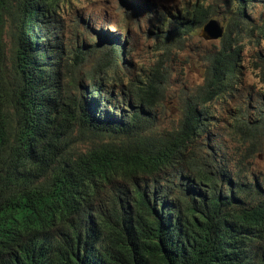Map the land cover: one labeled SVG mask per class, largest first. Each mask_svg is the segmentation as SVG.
Wrapping results in <instances>:
<instances>
[{"label": "trees", "instance_id": "1", "mask_svg": "<svg viewBox=\"0 0 264 264\" xmlns=\"http://www.w3.org/2000/svg\"><path fill=\"white\" fill-rule=\"evenodd\" d=\"M249 1L233 3L243 22ZM67 4L0 0V264H264V182L211 139V104L240 83L228 34L180 126L161 130L158 87H127L116 45L81 77L83 53L69 63L53 43ZM186 16L176 35L216 15ZM253 108L236 124L249 152L264 139Z\"/></svg>", "mask_w": 264, "mask_h": 264}, {"label": "rangeland", "instance_id": "2", "mask_svg": "<svg viewBox=\"0 0 264 264\" xmlns=\"http://www.w3.org/2000/svg\"><path fill=\"white\" fill-rule=\"evenodd\" d=\"M235 0H68L57 10L52 25L63 54L70 50L69 63L83 65L82 75L97 62V48L116 45L123 52L118 65L124 84L135 90L147 84L158 87L152 98L161 130L180 126L185 99L204 82L211 59L222 49L228 34L232 48L239 52L240 83L231 96L216 100L212 107L213 143L221 146L233 159L247 157L245 168L264 182V139L254 152L239 142L236 124L254 121L253 107L264 114V81L260 58H264V0H250L245 22L234 16ZM203 4L224 29L216 41L202 37L203 26L186 34H177L176 23L188 26L187 13ZM143 8L142 10H140ZM99 38V40L97 39ZM97 47V48H96ZM84 58V59H82Z\"/></svg>", "mask_w": 264, "mask_h": 264}, {"label": "water", "instance_id": "3", "mask_svg": "<svg viewBox=\"0 0 264 264\" xmlns=\"http://www.w3.org/2000/svg\"><path fill=\"white\" fill-rule=\"evenodd\" d=\"M224 29L217 21L211 20L204 24L202 37L207 41L219 40L223 37Z\"/></svg>", "mask_w": 264, "mask_h": 264}, {"label": "clouds", "instance_id": "4", "mask_svg": "<svg viewBox=\"0 0 264 264\" xmlns=\"http://www.w3.org/2000/svg\"><path fill=\"white\" fill-rule=\"evenodd\" d=\"M223 28V27H222ZM223 36H224V34H223ZM216 41V40H215Z\"/></svg>", "mask_w": 264, "mask_h": 264}]
</instances>
